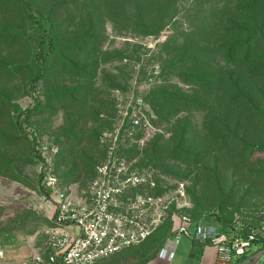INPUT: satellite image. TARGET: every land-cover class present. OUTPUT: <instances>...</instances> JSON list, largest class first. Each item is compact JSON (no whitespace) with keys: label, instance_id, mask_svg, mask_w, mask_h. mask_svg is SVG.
Segmentation results:
<instances>
[{"label":"rangeland","instance_id":"374dc122","mask_svg":"<svg viewBox=\"0 0 264 264\" xmlns=\"http://www.w3.org/2000/svg\"><path fill=\"white\" fill-rule=\"evenodd\" d=\"M22 1L0 0V245H46L47 171L74 197L133 174L184 182L143 250L174 213L264 219V0H29L55 44L38 80Z\"/></svg>","mask_w":264,"mask_h":264},{"label":"built area","instance_id":"2783aa9c","mask_svg":"<svg viewBox=\"0 0 264 264\" xmlns=\"http://www.w3.org/2000/svg\"><path fill=\"white\" fill-rule=\"evenodd\" d=\"M42 183L57 194L53 224L45 230L46 245L25 256L0 245V264H93L142 243L164 223L170 204L185 195L184 182L173 191H154L158 183L151 174H133L123 183L93 181L86 197L61 192L52 171L44 174ZM126 188L128 196L122 199ZM172 221V234L158 251L161 259H173L182 237L215 247L217 264L264 252V221L248 226L235 218L223 225L216 218H194L185 212L174 213Z\"/></svg>","mask_w":264,"mask_h":264},{"label":"crops","instance_id":"0c3cea01","mask_svg":"<svg viewBox=\"0 0 264 264\" xmlns=\"http://www.w3.org/2000/svg\"><path fill=\"white\" fill-rule=\"evenodd\" d=\"M171 234L172 230L170 233L162 235L157 247L151 250H143V247L134 245V247L124 249L93 264H217L215 247L188 237L180 238L171 261L161 259L158 256L159 248L164 239ZM231 264H264V252L259 256L249 253L243 257H237L232 260Z\"/></svg>","mask_w":264,"mask_h":264},{"label":"trees","instance_id":"16d2710c","mask_svg":"<svg viewBox=\"0 0 264 264\" xmlns=\"http://www.w3.org/2000/svg\"><path fill=\"white\" fill-rule=\"evenodd\" d=\"M228 1H231V0H228ZM22 3H23L24 11L27 14V17L31 21L35 22L42 31V36L40 39V51L35 55V62L37 63V65L39 67V72L33 78V80H38L40 78V76L42 75V73L45 71L49 55H51L55 49L54 39L51 35L50 30L48 29V27H49L48 26V19L43 18V17H39L34 12L32 5H31L29 0H23ZM237 26H240V25H237ZM9 28H11V27H3V28H0V31L1 30L7 31V30H9ZM235 29H239L238 31H240L241 27H234L233 30H235ZM257 35H258V33L256 31L247 33L246 34V37L248 38L247 41H251ZM18 120H19V118L16 119V122H18ZM42 180H43V177H42ZM42 185H43V183H42ZM201 217H206L207 219L216 218L223 225H226V224L232 222L235 218H239V219L243 220L244 223H246L248 226H255V225L261 223L262 221H264V219H263L258 223H252V222H249L248 220H246L242 217H238V216L234 217V218H230V219H225L224 217L221 216V214L219 212H215V211L212 213H209V214H204L202 216H199L198 218H201Z\"/></svg>","mask_w":264,"mask_h":264}]
</instances>
